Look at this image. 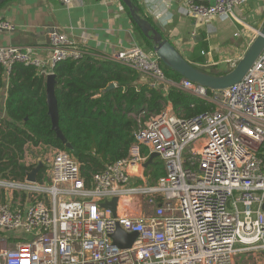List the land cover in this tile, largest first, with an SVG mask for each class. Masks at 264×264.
I'll return each mask as SVG.
<instances>
[{
    "label": "built area",
    "instance_id": "1",
    "mask_svg": "<svg viewBox=\"0 0 264 264\" xmlns=\"http://www.w3.org/2000/svg\"><path fill=\"white\" fill-rule=\"evenodd\" d=\"M55 1L69 7L76 0ZM258 1L264 18V0ZM247 2L183 0V9L206 22L236 18ZM14 30L0 19V32ZM48 39L45 59L30 48L0 47L5 78L16 63L46 77L59 63L85 55L57 29ZM102 59L147 77L152 88L171 84L212 109L182 119L166 107L139 125L126 157L96 174L91 188L77 161L53 148L42 156L41 182L0 178V230L23 239L0 236V264H235L243 251L258 253L264 264V49L239 83L214 91L184 78L167 81L158 59L137 45ZM152 153L164 175L149 184L142 165ZM113 199L114 214L100 207ZM117 228L135 234L128 249L113 244Z\"/></svg>",
    "mask_w": 264,
    "mask_h": 264
},
{
    "label": "trees",
    "instance_id": "2",
    "mask_svg": "<svg viewBox=\"0 0 264 264\" xmlns=\"http://www.w3.org/2000/svg\"><path fill=\"white\" fill-rule=\"evenodd\" d=\"M131 1L140 8L137 0ZM120 4L139 36V47L151 54V42L141 34L121 1ZM140 17L146 19L165 38L161 28L141 8ZM198 49V56L190 55V63H196L201 69L214 70L215 66H203L204 54L208 51L207 43H199ZM158 65L167 81L177 83L182 79L159 60ZM53 73L56 80L58 127L66 141L79 152L76 161L86 188L92 187L93 177L107 165L126 157L139 125L159 115L166 107L182 119H190L212 109L203 100L171 84L152 88L148 81L136 85L141 74L87 54L78 61L59 63ZM225 73L223 71L215 75ZM5 83L6 100L3 105L1 92ZM111 83L115 87L107 89ZM2 107L5 115L0 118V178L23 181L27 172L36 165L23 162L26 146L40 147L43 152L48 148L65 151L50 129L45 77L31 66L16 63L5 78L4 69L0 66V112ZM46 170L44 166L39 171L37 182L45 179ZM143 175L149 184L162 177L164 168L161 160L153 159L152 164L143 170ZM0 236L8 238V241H23L17 232L0 230Z\"/></svg>",
    "mask_w": 264,
    "mask_h": 264
},
{
    "label": "crops",
    "instance_id": "3",
    "mask_svg": "<svg viewBox=\"0 0 264 264\" xmlns=\"http://www.w3.org/2000/svg\"><path fill=\"white\" fill-rule=\"evenodd\" d=\"M137 3L143 13L150 16L161 28L165 39H168L189 63L192 61V46L198 47L199 43L207 42L206 32L198 27L197 23H192L193 19L185 13L183 0H137ZM258 4V0H248L244 7L249 9L245 15L246 19L257 22L256 27L259 29L264 18ZM0 19L15 26L11 33L0 32V47L30 48L40 59H45L48 55V34L52 29L66 34L85 54L101 60L131 46H140L139 36L120 3L76 0L66 7L55 0H5L0 5ZM244 34V39L239 45H233L227 50L219 51L208 46L207 52H210V55L205 57L203 66H215L222 72L230 71L256 36V31H253L251 37H248V32ZM197 35L201 40H193ZM213 50L216 54L212 55ZM148 81L150 82L147 77L140 75L136 85ZM1 96L4 105L6 83ZM4 115L2 107L0 118ZM39 151L40 147L26 146L23 162L26 165L36 164L38 158L32 161L26 158L25 154L29 153L33 157Z\"/></svg>",
    "mask_w": 264,
    "mask_h": 264
},
{
    "label": "water",
    "instance_id": "4",
    "mask_svg": "<svg viewBox=\"0 0 264 264\" xmlns=\"http://www.w3.org/2000/svg\"><path fill=\"white\" fill-rule=\"evenodd\" d=\"M4 1L5 0H0V5ZM120 1L128 9L132 21L141 34L151 42L152 52L150 55L155 56L166 68L177 73L182 78L198 84L210 91L225 89L239 83L264 49L263 20L260 28L256 32V36L234 67L225 74L218 76L213 74L209 68L201 69L198 65L189 63L168 39L163 38V36L154 29L146 19L140 17V8L131 0ZM213 3L214 2L211 1V4ZM196 39L201 40V37L197 35L193 40L197 41ZM55 83L56 80L54 73L48 74L45 77L47 116L50 120V129L54 133L55 138L61 142L65 151L77 160L79 152L66 141L63 133L58 127L59 116L55 96ZM114 87L115 85L111 83L107 89H112ZM157 157L158 155L156 153H152L149 159L142 165L143 169L150 166L153 159ZM43 167V163L39 160L32 170L27 172L25 180L30 183H35L37 181V175ZM115 202L116 200L113 199L101 204L100 207L110 209L114 214ZM134 239L135 234H127L119 228H117L111 235L113 244L120 249H128L132 245Z\"/></svg>",
    "mask_w": 264,
    "mask_h": 264
},
{
    "label": "rangeland",
    "instance_id": "5",
    "mask_svg": "<svg viewBox=\"0 0 264 264\" xmlns=\"http://www.w3.org/2000/svg\"><path fill=\"white\" fill-rule=\"evenodd\" d=\"M244 6H246V4L243 5L241 8H236V18H226L223 19V21L219 20V18H213L202 23L193 19L192 23H197L198 27H200L204 30V32H206V43L211 49L224 51L227 50L229 47H232L233 45H239L244 39L245 32H248V37L253 36L254 30L257 32L258 27H256V25H258V23L253 21L250 22V19H246L245 15L249 12V9L248 7L245 8ZM258 7L260 8V4H258ZM258 7H256V9ZM237 17L240 21L237 19ZM198 52V47L196 45H193L190 55L194 54V56H198ZM211 54H216L215 50L211 51ZM204 57H206V54ZM212 72L213 74H215L221 73L222 71L215 67ZM44 153L45 151L43 152L40 150L33 157H31L29 153L25 154V156L26 158H28L29 160L31 159L32 161H35L37 158L38 161H41ZM259 261L260 260L258 253L243 251L236 257L235 264H259Z\"/></svg>",
    "mask_w": 264,
    "mask_h": 264
}]
</instances>
